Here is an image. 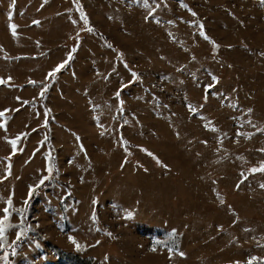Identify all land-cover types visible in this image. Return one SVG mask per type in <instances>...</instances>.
Masks as SVG:
<instances>
[{
	"label": "rangeland",
	"instance_id": "374dc122",
	"mask_svg": "<svg viewBox=\"0 0 264 264\" xmlns=\"http://www.w3.org/2000/svg\"><path fill=\"white\" fill-rule=\"evenodd\" d=\"M9 77L0 264H264L261 0H0Z\"/></svg>",
	"mask_w": 264,
	"mask_h": 264
},
{
	"label": "snow or ice",
	"instance_id": "6c2138e0",
	"mask_svg": "<svg viewBox=\"0 0 264 264\" xmlns=\"http://www.w3.org/2000/svg\"><path fill=\"white\" fill-rule=\"evenodd\" d=\"M144 3L145 5H147L148 3V0H144ZM261 3L264 4V0H261ZM194 14V13H193ZM195 15V14H194ZM82 17H83V13H82ZM11 19V17H9ZM85 19V21H87V18L86 17H83ZM38 23V22H36ZM10 29L12 30V33L13 35H15V30H16V25L15 24H10L9 25ZM202 27V25H201ZM91 30V29H89ZM201 35H203V33H201ZM205 39H207V37L205 36ZM73 51H75V49H73ZM72 57L69 56L68 57V60H70ZM67 63V61L61 63L60 65H58L52 72H50L48 74L49 77L51 78H55V74L57 72H59L63 67H65V64ZM134 78H137L136 77V74L133 73L132 74ZM215 79V78H214ZM11 80V78L9 77L7 80L4 79V78H0V85H5V84H8V82ZM32 83H35V82H32ZM212 87V85H208V88L210 89ZM117 96H119V92H117L116 94ZM41 96H43V92H41ZM17 99L19 100L20 98L17 97ZM24 103H28V102H24ZM9 111V110H4V111H0V118H5V113ZM18 111V109H17ZM194 111V110H193ZM251 111V110H249ZM5 127V124L3 123H0V128H4ZM20 139L19 136H17L15 139H12L11 141H9V143L11 144L12 148L15 149L16 148V145H17V141ZM261 151H264V149H262ZM149 155H151V153H149ZM49 160H51V157H49ZM264 171V166H262L260 169H252L253 172L255 171ZM47 171L49 173V176H44L41 178V180L39 181V184L37 185H34V186H30V190H29V197H31L32 193L34 192V190L36 188H39L41 185H43L45 183L46 180H48L53 172V167L51 164H49L48 168H47ZM10 174V173H9ZM264 186V185H262ZM221 203H223V201H221ZM24 204L27 205L28 204V200H25L24 201ZM26 209L25 208H20V209H16L13 207V201H12V197L11 195L9 196V198L5 201V207L3 209H0V212L3 213L2 216H0V249L3 248L4 246V242H5V236H6V232L11 229V228H18L19 230L16 232V239L15 241L13 242V244L15 245L16 243H18L22 238L23 236L26 234V231L27 229L24 228L22 226L23 224V219H21V225H12L10 223H7L9 220H10V216L13 212L15 213H18L19 216L21 218H23L24 216V213H25ZM110 235V234H109ZM69 241L71 243H73L75 245V247L77 248V250H79L81 248V245H79L76 240L74 239V237L72 236H69L68 237ZM156 243H159V242H156ZM151 251H155V245H153V247L150 249ZM17 254L16 252V248L13 247L12 248V252H11V255L12 256H15ZM8 255L9 253L7 251L4 252V256L2 257V259L4 260L5 264H10V261L8 260ZM180 255H183V253H180ZM259 258L257 257H251L249 259V262L248 264H253L254 261H257Z\"/></svg>",
	"mask_w": 264,
	"mask_h": 264
},
{
	"label": "trees",
	"instance_id": "16d2710c",
	"mask_svg": "<svg viewBox=\"0 0 264 264\" xmlns=\"http://www.w3.org/2000/svg\"><path fill=\"white\" fill-rule=\"evenodd\" d=\"M55 255L64 264H91V262H92L91 259H89V258L88 259H81V258L76 257V256L64 254L58 250L56 251Z\"/></svg>",
	"mask_w": 264,
	"mask_h": 264
}]
</instances>
